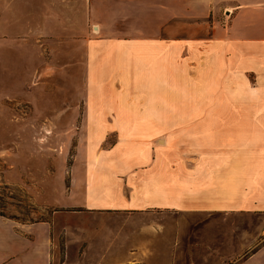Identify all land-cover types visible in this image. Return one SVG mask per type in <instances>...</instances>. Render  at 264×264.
I'll use <instances>...</instances> for the list:
<instances>
[{
  "label": "crops",
  "instance_id": "0c3cea01",
  "mask_svg": "<svg viewBox=\"0 0 264 264\" xmlns=\"http://www.w3.org/2000/svg\"><path fill=\"white\" fill-rule=\"evenodd\" d=\"M0 42L43 54L57 90L81 64L87 93L65 186L81 200L0 213V264H54L58 240L57 264H264V237L163 219L264 213V0H0Z\"/></svg>",
  "mask_w": 264,
  "mask_h": 264
},
{
  "label": "rangeland",
  "instance_id": "374dc122",
  "mask_svg": "<svg viewBox=\"0 0 264 264\" xmlns=\"http://www.w3.org/2000/svg\"><path fill=\"white\" fill-rule=\"evenodd\" d=\"M211 19L210 14L205 20ZM188 30V23H184L183 18H176L174 34L181 36ZM200 30H209V26L204 25ZM190 31H199V27L190 26ZM44 62L45 56L38 55L30 46L0 42V211L25 221L50 219L54 214L65 212L55 206H69L71 201L79 202L82 196V190L70 196L65 189L70 178L71 158L83 129L80 114L77 118L70 115L81 112L82 107L85 113L86 106L80 105L82 99L83 103L87 101L82 65L74 68L76 76L70 78L73 83L77 79L78 85L57 90L55 77L37 76ZM62 80L67 82L69 78ZM47 82L51 84L49 88H45ZM66 100H72L73 103L67 104L73 106L61 110V105L65 104L62 102ZM89 127L85 125L86 130ZM75 173L79 176L78 182L82 183L78 170ZM164 213L163 219L167 223L173 221L182 230L197 228L202 223L208 230L245 231L242 239L246 241L264 237V213L244 216ZM6 240L9 238L3 241ZM60 247L58 240L54 264L61 258ZM236 259L232 255H223L213 263L234 264Z\"/></svg>",
  "mask_w": 264,
  "mask_h": 264
},
{
  "label": "trees",
  "instance_id": "16d2710c",
  "mask_svg": "<svg viewBox=\"0 0 264 264\" xmlns=\"http://www.w3.org/2000/svg\"><path fill=\"white\" fill-rule=\"evenodd\" d=\"M1 214H3L1 211H0Z\"/></svg>",
  "mask_w": 264,
  "mask_h": 264
}]
</instances>
